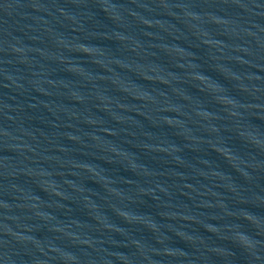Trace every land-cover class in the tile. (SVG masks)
Returning a JSON list of instances; mask_svg holds the SVG:
<instances>
[{"label":"water","instance_id":"1","mask_svg":"<svg viewBox=\"0 0 264 264\" xmlns=\"http://www.w3.org/2000/svg\"><path fill=\"white\" fill-rule=\"evenodd\" d=\"M0 264H264V0H0Z\"/></svg>","mask_w":264,"mask_h":264}]
</instances>
